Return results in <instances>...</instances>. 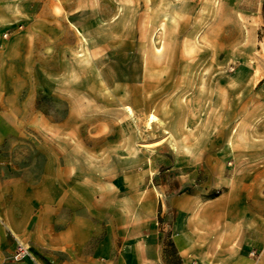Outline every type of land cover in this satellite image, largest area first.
Returning <instances> with one entry per match:
<instances>
[{
  "label": "rangeland",
  "instance_id": "374dc122",
  "mask_svg": "<svg viewBox=\"0 0 264 264\" xmlns=\"http://www.w3.org/2000/svg\"><path fill=\"white\" fill-rule=\"evenodd\" d=\"M0 75L25 105L0 142V225L14 184L42 188L51 168L121 253L144 237L158 264H180L164 202L224 190L208 168H227L242 115L264 102V0H0Z\"/></svg>",
  "mask_w": 264,
  "mask_h": 264
},
{
  "label": "crops",
  "instance_id": "0c3cea01",
  "mask_svg": "<svg viewBox=\"0 0 264 264\" xmlns=\"http://www.w3.org/2000/svg\"><path fill=\"white\" fill-rule=\"evenodd\" d=\"M5 93L0 88V142L9 130L24 126L18 115L25 111V105L12 104L18 93ZM7 115L14 121L10 123ZM240 127V146L231 148L227 168H208V189L223 188L220 195L204 198L200 194H170L164 202L162 216L166 213L180 264H264V102L248 108ZM53 172L51 168L44 170L42 188L49 184L55 189ZM42 188L32 189L24 181L17 182L13 199L2 205L9 227L6 230L0 225L2 264H30L26 262L29 260H7L12 253L9 245H14L9 231L37 252H47L55 264H102L100 259L110 253L115 255L116 264L162 261L164 249L144 237L132 238L131 249L121 253L118 239L103 236V224L90 216L82 199L68 197L57 189L46 199L41 197ZM92 241L96 245L91 252L88 247ZM251 251H256L259 258Z\"/></svg>",
  "mask_w": 264,
  "mask_h": 264
},
{
  "label": "built area",
  "instance_id": "2783aa9c",
  "mask_svg": "<svg viewBox=\"0 0 264 264\" xmlns=\"http://www.w3.org/2000/svg\"><path fill=\"white\" fill-rule=\"evenodd\" d=\"M9 234L14 239V248L11 255L8 257L14 263L22 262L25 260L31 261L33 264H43L37 254H35L31 248L18 239L12 231H9ZM253 257L259 258V254L256 251H251L250 253ZM0 264H2L0 259Z\"/></svg>",
  "mask_w": 264,
  "mask_h": 264
}]
</instances>
